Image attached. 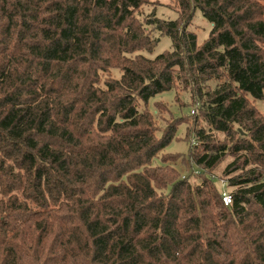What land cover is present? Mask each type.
I'll return each mask as SVG.
<instances>
[{"label":"trees","instance_id":"trees-1","mask_svg":"<svg viewBox=\"0 0 264 264\" xmlns=\"http://www.w3.org/2000/svg\"><path fill=\"white\" fill-rule=\"evenodd\" d=\"M173 1L0 0V264H264V0ZM180 85L207 125L189 177L166 153L184 121L149 108Z\"/></svg>","mask_w":264,"mask_h":264},{"label":"rangeland","instance_id":"rangeland-1","mask_svg":"<svg viewBox=\"0 0 264 264\" xmlns=\"http://www.w3.org/2000/svg\"><path fill=\"white\" fill-rule=\"evenodd\" d=\"M176 9L177 5L173 0H151L150 4L143 7L142 13L144 16L155 14L160 19L176 20L178 18ZM190 29L197 34L198 43L202 44L209 37L211 24L203 17L200 11H196ZM150 32L158 39L159 43L152 53H144V55L154 59L158 55L172 50V41L169 37L162 36L153 28H150ZM115 75L116 77H119L117 72H115ZM209 85L213 88L215 87L214 83H209ZM206 86H208V84ZM156 103L160 104L163 108V110H160L158 114L156 113L157 121L160 127L164 128L166 123L173 122L178 119L184 121L178 130L176 139L167 148L166 153L172 154L175 157H180V160L178 162H174L173 164L178 169L182 177H189L192 174L194 176L197 175L199 170L197 168L193 170L191 163L188 161V157L192 148L191 145H193L195 140L194 136L190 132L197 127H207L201 111L203 105L201 97H199L197 91L193 92V90L180 85L176 90L158 95L156 98L151 100L149 108L154 112ZM253 105L261 112H264V101L255 102ZM220 141L224 142V137L220 136ZM231 161V158H227L216 169L213 176H215L217 180H225L223 178V172ZM217 180L215 181L221 189V183Z\"/></svg>","mask_w":264,"mask_h":264},{"label":"built area","instance_id":"built-area-1","mask_svg":"<svg viewBox=\"0 0 264 264\" xmlns=\"http://www.w3.org/2000/svg\"><path fill=\"white\" fill-rule=\"evenodd\" d=\"M193 145H196V140H194ZM211 178L213 180H217L215 176H212ZM217 181L221 183V192H222V198H223L224 204L226 206H230L233 202V198L227 188V181L226 180H217Z\"/></svg>","mask_w":264,"mask_h":264}]
</instances>
